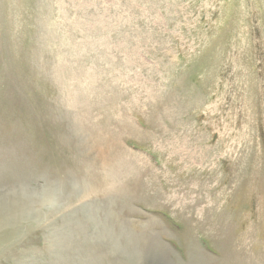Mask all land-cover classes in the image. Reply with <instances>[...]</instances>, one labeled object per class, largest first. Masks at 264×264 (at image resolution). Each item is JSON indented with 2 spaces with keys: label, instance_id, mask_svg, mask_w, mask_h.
<instances>
[{
  "label": "rangeland",
  "instance_id": "rangeland-1",
  "mask_svg": "<svg viewBox=\"0 0 264 264\" xmlns=\"http://www.w3.org/2000/svg\"><path fill=\"white\" fill-rule=\"evenodd\" d=\"M0 264H264V0H0Z\"/></svg>",
  "mask_w": 264,
  "mask_h": 264
}]
</instances>
